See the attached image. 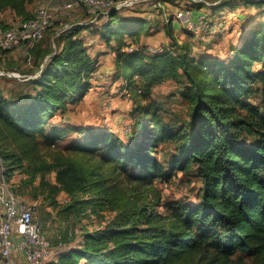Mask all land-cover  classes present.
<instances>
[{"label": "trees", "instance_id": "1", "mask_svg": "<svg viewBox=\"0 0 264 264\" xmlns=\"http://www.w3.org/2000/svg\"><path fill=\"white\" fill-rule=\"evenodd\" d=\"M164 1L167 9L176 3ZM37 2L0 0V32L34 18ZM234 3L264 7V0H222L212 12L232 10ZM83 8L87 20L48 27L55 51L46 33L40 41L23 42L25 67L17 72L24 89L10 95L0 90V160L12 191L32 185L50 201L60 192L72 199L89 192L93 198L83 209L115 214L103 229L84 232L79 245L71 237L62 248L60 243L45 264H264V23L221 63L179 44L172 20L165 21L161 11L171 43L153 53L139 45L145 22L120 17L139 8L97 17ZM82 30L95 33L114 53V76L132 93L138 119L130 141L104 129L50 125L58 111L82 101L91 88L98 58L88 53ZM164 81L178 86L188 108L185 120L152 99L153 88ZM72 132L77 139L62 146ZM163 146L174 150L166 162L159 159ZM192 170L201 181L194 205L160 204L159 196L148 199L133 186L126 193L108 185L129 178L151 190L156 181ZM18 176L21 185L13 182ZM71 207L77 214L82 210Z\"/></svg>", "mask_w": 264, "mask_h": 264}, {"label": "rangeland", "instance_id": "2", "mask_svg": "<svg viewBox=\"0 0 264 264\" xmlns=\"http://www.w3.org/2000/svg\"><path fill=\"white\" fill-rule=\"evenodd\" d=\"M68 1L70 0H46L51 15V24L57 23L64 28L75 21L87 20L89 13L82 6H76L70 11L57 10L58 6L61 7L63 3ZM170 5L171 7L167 9L168 12H173L180 6L177 3ZM234 5L236 7L232 10L215 9L217 13H214L213 18L226 22V31L221 35L192 34L180 29L175 23L174 35L179 44L187 45L190 51L198 57L213 59L221 63L227 61L233 50L240 46L248 32L257 27L259 28L264 23V7L259 10L257 7L245 6L240 3H234ZM159 12L149 7H143L120 13V17H138L145 22V31L139 45L146 46L147 50L168 48L171 43L163 30L164 21ZM46 34L48 47H52L55 51L56 45L53 38L51 39L52 33L48 32ZM81 37H83L88 53L93 58H98L97 69L91 79V88L82 101L69 104L64 113L58 111L50 120V125L82 128L94 132L104 129L113 132L123 141H130L134 138L135 123L138 118L136 119V115H133L135 105L132 93L124 89V82L121 79L114 76L113 63L115 55L106 48L95 33L82 30ZM14 50L8 51L4 55L0 54V69L6 74L0 77V90L7 95L24 89V83L21 82V79L13 77L9 73L24 71L23 58L27 51L25 48L17 52ZM151 97L163 109L167 110V114L176 115L182 121L187 118L188 108L178 94V86L173 82L164 81L157 84L153 88ZM77 137L78 134L72 132L61 145H67ZM142 139H145V137ZM159 150V159L163 162L168 161L174 151L172 146H163ZM17 178L18 180L13 182H15V185H21L22 182L19 181L21 176ZM47 179L50 183H55L54 174L48 175ZM7 183L12 190L10 183L8 181ZM108 185L112 186L113 190L117 192L126 193L133 191V186L140 192L139 195L148 199L152 200L155 196H159L161 199L160 204L182 201L194 205L198 201L201 189L200 178L194 170L187 175L178 172L168 181H156L150 186L151 190H148V187L145 186H137L129 178L113 179ZM14 193H17L16 195L23 201L36 207V218L42 223V228L52 247H54V255L60 247L62 248L64 244H68L64 241H67L70 237L79 245L82 242L84 232L92 233L95 230L103 229L115 217L114 212L109 210L101 211L99 215H96L92 213L93 210L90 207L83 209L82 206L85 207V201L93 198V195L89 192L79 193L73 199L66 193L60 192L53 201L46 199L41 192L33 189L32 185L22 187L19 192ZM74 200L77 202L74 203ZM70 205H75L76 208L82 210L77 214L75 207L68 209ZM156 208L161 213H165L164 209L166 207L164 208L163 205H158ZM60 243H63V245L57 248Z\"/></svg>", "mask_w": 264, "mask_h": 264}, {"label": "built area", "instance_id": "3", "mask_svg": "<svg viewBox=\"0 0 264 264\" xmlns=\"http://www.w3.org/2000/svg\"><path fill=\"white\" fill-rule=\"evenodd\" d=\"M221 1L175 0L180 4L179 8L168 12L164 0H70L61 7L58 6L57 10L70 11L76 6H83L97 17L107 15L113 9L149 7L154 11H161L165 21L172 20L173 25L176 23L184 31L217 36L226 31V22L213 18L212 9ZM50 24L48 4L46 0H38L34 18L0 32V51H12L23 42L40 41ZM67 28L69 27L65 29ZM133 48H127V51ZM148 51L154 53L159 50ZM4 75L6 74L0 70V76ZM9 75L24 78L16 72ZM38 75L39 73L33 77ZM3 171L0 160V264H45L53 258L54 250L42 224L36 218L37 209L9 188Z\"/></svg>", "mask_w": 264, "mask_h": 264}, {"label": "crops", "instance_id": "4", "mask_svg": "<svg viewBox=\"0 0 264 264\" xmlns=\"http://www.w3.org/2000/svg\"><path fill=\"white\" fill-rule=\"evenodd\" d=\"M85 25H86V24H85ZM174 30H175V27H174ZM22 48H25V49H26V47H25L24 45H21L20 47L16 48L14 51L17 52L18 50H20V49H22ZM14 51H13V52H14Z\"/></svg>", "mask_w": 264, "mask_h": 264}, {"label": "water", "instance_id": "5", "mask_svg": "<svg viewBox=\"0 0 264 264\" xmlns=\"http://www.w3.org/2000/svg\"><path fill=\"white\" fill-rule=\"evenodd\" d=\"M48 57H49V56H48ZM48 57L46 58L45 62L48 60ZM45 62H44V64H45Z\"/></svg>", "mask_w": 264, "mask_h": 264}]
</instances>
